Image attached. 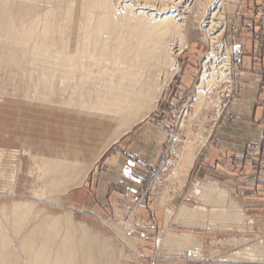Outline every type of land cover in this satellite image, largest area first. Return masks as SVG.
<instances>
[{
    "label": "bare ground",
    "instance_id": "bare-ground-1",
    "mask_svg": "<svg viewBox=\"0 0 264 264\" xmlns=\"http://www.w3.org/2000/svg\"><path fill=\"white\" fill-rule=\"evenodd\" d=\"M211 3L0 0V101L5 104L2 106H11L5 113H11L12 130L16 131L8 136L15 148L11 152L0 148V156L13 161V155L19 153L13 150L21 148V154L31 159L36 170L30 175L34 179L33 200L58 201L68 190L81 186L102 154L156 108L178 71L176 58L186 46L184 22L191 10L210 4L209 20L202 24L204 35L209 44L219 39L224 8L222 3ZM198 12L194 14L199 20ZM213 49L200 69L191 112H186V122L180 119L186 140L176 153L169 176L178 188L186 182L213 126L203 128L206 119H201V113L214 105L217 110L208 122L214 123L220 109L219 98L213 96L220 93L215 90L221 84L227 90L230 84L229 56L222 58L224 52L217 57L219 52ZM19 110L47 117L60 141L22 134ZM26 121L34 123L30 118ZM196 121L198 129L193 130ZM42 125L46 130L48 125ZM41 142L45 145L42 150ZM9 176L4 178L14 177ZM213 192L219 197L215 205L219 204L209 215L238 219L237 213H227L220 206L225 192L217 191L211 183H195L191 194L196 198ZM178 212L177 219L188 215L189 221L204 216L202 208L182 206ZM98 236L75 224L69 212L42 213L35 209V201L0 205V264H114L105 240ZM12 241L18 244L20 254ZM191 242L187 234L164 238V243L180 249H191Z\"/></svg>",
    "mask_w": 264,
    "mask_h": 264
},
{
    "label": "rangeland",
    "instance_id": "rangeland-1",
    "mask_svg": "<svg viewBox=\"0 0 264 264\" xmlns=\"http://www.w3.org/2000/svg\"><path fill=\"white\" fill-rule=\"evenodd\" d=\"M211 1V5L223 4L221 36L209 44L204 35L203 26L204 21L209 20L210 4L188 13L184 22L186 46L176 58L178 71L150 115L120 138L121 141L128 140L135 130L145 124L155 127L154 136L157 133L165 136L162 154L157 162L146 168L147 176L139 187L136 201L122 199L114 201L108 207L102 206L94 202L92 194L91 200L89 199L85 180L81 186L59 196L58 201L49 198V201L47 198L33 200L34 179L30 175L36 170L31 159L21 154L23 151L20 148L13 150L19 151L13 155V161L0 156V205H9L11 201H35V209H40L42 213L69 212L75 224L84 225L91 234L99 235L101 240H105L103 241L107 246L106 252L112 255L114 264H264V131L258 146L254 147L253 155L249 156L248 160L244 158L246 163L233 159V163L226 165V162L219 161L221 155H217L218 147L221 146L220 138L226 143L224 137L228 131L224 128L229 130L228 126L237 124L240 116L252 113V104L256 97L260 108L258 110H264V0ZM195 12L200 14L199 20ZM212 49L220 53L217 57L224 52L222 58L229 56L227 62L229 60L230 84H227V90L226 85L221 84V88L215 90L220 94L213 95L220 101L215 122L208 123L209 117L217 110L213 108L214 105H211L210 110L203 111L204 115L201 113V119L205 117V122L208 123L204 124L203 128L213 126L203 147L201 146L186 182L178 188L169 176L177 159L176 153L186 140V131L180 123L182 118L186 122V114L191 112L196 82L201 75L203 61L210 57ZM2 105L5 104L0 101V109L3 110H0V148L9 149L11 152L15 147L10 143L8 136L16 131L12 130L14 124L10 119L11 113L8 116L5 110L12 108H8L10 105ZM28 111H20L19 115L20 122L30 118L35 123L31 135L37 133V123H41L39 119L44 118L43 124L48 125L41 133L44 140L57 137L50 129L51 122L47 121V117L30 114ZM261 115L264 117V111ZM197 124V121L192 123L193 130L198 129ZM261 130H264V127ZM117 143L107 152L117 148ZM237 144L239 147L242 145L241 142ZM253 146L255 144L250 143L246 147L250 150ZM200 160L204 174L201 179H194L192 171ZM235 165L238 166L237 169ZM12 174L13 179L4 178ZM219 174L222 177H218ZM228 178H237L238 183L229 181ZM198 182L211 183L217 191L225 192V202L222 201L220 206H223L227 213H237L239 218L228 220L209 215L211 209H217L219 203H215L219 201V197L214 192L207 197L202 195V198L192 196L193 185ZM121 189L124 190L125 187ZM129 193L131 194V190ZM126 197L132 198L129 194ZM182 206L188 209L202 208L204 216L197 215L198 218L195 216V219L190 221L188 215L179 216L177 219L176 215ZM216 214H219V211ZM167 234L191 235V249H180L181 246L174 244L173 247L164 243ZM12 246L18 254L21 253L15 241H12Z\"/></svg>",
    "mask_w": 264,
    "mask_h": 264
},
{
    "label": "crops",
    "instance_id": "crops-1",
    "mask_svg": "<svg viewBox=\"0 0 264 264\" xmlns=\"http://www.w3.org/2000/svg\"><path fill=\"white\" fill-rule=\"evenodd\" d=\"M257 97L253 100L252 113L240 116V120L237 124L230 122L232 126L224 128L228 131L224 137V143L220 138L219 154L221 155L220 162L233 163V159H237L238 162L250 159L249 156L253 155L254 147H257L263 137V124L264 117L261 115L264 110L259 111ZM263 109V108H262ZM262 116V117H261ZM28 120V119H26ZM19 122V126L24 128L22 134L28 138H44L41 135L43 122L37 123V133L31 135L34 123L31 125L26 121ZM28 125V126H27ZM147 124L139 127L132 133L128 140L118 141L117 148H113L111 152H107L113 145H111L102 156L93 164L88 176L85 179L86 189H89L88 193L91 200L93 195L94 202L101 204L102 206H110L114 201L126 199L128 201H136V195L138 194L139 187L147 176L146 168L158 161V158L162 154V146L165 140V136L162 134L153 135V131L156 130L154 126H146ZM30 128V129H29ZM243 130H242V129ZM53 131V130H52ZM48 132V130H47ZM45 132V134L47 133ZM53 133H55L53 131ZM23 137V136H22ZM41 139V140H42ZM55 143L60 141L58 137H54ZM241 142V147L237 143ZM250 143H254L250 150L246 146ZM132 145L134 147H132ZM246 145V146H245ZM45 145L40 143L41 150ZM245 146V147H244ZM252 151V153H251ZM255 155V154H254ZM201 160L194 166L192 176L194 179H201L204 174L203 168H201ZM245 162V161H244ZM246 163V162H245ZM233 167V166H232ZM235 169L238 168L235 165ZM234 169V168H233ZM232 169V170H233ZM191 176V177H192ZM90 177V178H89ZM218 177H222L221 174ZM234 178V177H232ZM229 181H235L238 183V179L228 178ZM122 190L121 188H124ZM131 190V194L129 191ZM92 194V195H91ZM130 195L132 198L126 197Z\"/></svg>",
    "mask_w": 264,
    "mask_h": 264
}]
</instances>
